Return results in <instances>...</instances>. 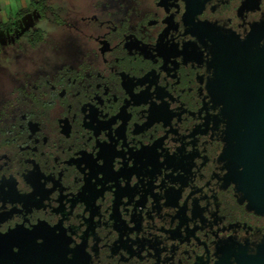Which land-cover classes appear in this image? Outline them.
I'll use <instances>...</instances> for the list:
<instances>
[{"label": "flooded vegetation", "instance_id": "flooded-vegetation-1", "mask_svg": "<svg viewBox=\"0 0 264 264\" xmlns=\"http://www.w3.org/2000/svg\"><path fill=\"white\" fill-rule=\"evenodd\" d=\"M71 2L55 49L0 65V232L30 236L12 256L240 264L264 251V0Z\"/></svg>", "mask_w": 264, "mask_h": 264}, {"label": "trees", "instance_id": "trees-1", "mask_svg": "<svg viewBox=\"0 0 264 264\" xmlns=\"http://www.w3.org/2000/svg\"><path fill=\"white\" fill-rule=\"evenodd\" d=\"M60 13L61 5H55L52 0H31L28 7L21 8L8 21H0V29L12 36L10 41L0 43V65L7 66L9 64L5 53H7V48L12 45L15 47L16 53L23 52L26 46L35 47L43 42H48L47 44L49 45L52 39L48 38V30L45 28L44 23L49 20L51 15V21L57 25L58 21H60ZM28 14L35 15L32 25L24 27L17 34V21L19 22L20 19H23Z\"/></svg>", "mask_w": 264, "mask_h": 264}, {"label": "rangeland", "instance_id": "rangeland-1", "mask_svg": "<svg viewBox=\"0 0 264 264\" xmlns=\"http://www.w3.org/2000/svg\"><path fill=\"white\" fill-rule=\"evenodd\" d=\"M73 1V0H72ZM52 2L56 5H63L66 7L67 6L70 8L71 5V0H52ZM76 2H79L80 4L83 2H89V0H75V4ZM67 7V9H68ZM35 15H26L23 17V19H20L19 22L17 21V28H16V33L19 34V32L26 26L32 25V21L34 19ZM52 17L51 15L49 16V20L46 21V23H44L45 28L48 30V38H51L52 40L50 41V44L48 45V42H43L42 44L38 45V47L41 48H45V46H52L53 49L56 48L57 45V40H56V36L60 33V29L56 26V24H54V22L51 21ZM12 39V36L8 35L6 32L2 31L0 29V43H5L7 41H10ZM61 42V41H60ZM62 45V43H61ZM29 47L26 46L25 50L23 52H20L18 54H24L27 49ZM7 53H5L7 59L9 60V62L14 61V55L16 52L15 47L10 46L7 48ZM3 58H5V56H3ZM1 68V66H0ZM26 238H30L29 235L23 234L22 231H20L18 228L13 230H9L8 232H0V264H26V260L25 259H20V257H18L17 255L12 256V252L11 250H8V248L6 247V245L11 246L12 243L14 241H16V243H21L23 244V242H25L24 240Z\"/></svg>", "mask_w": 264, "mask_h": 264}, {"label": "water", "instance_id": "water-1", "mask_svg": "<svg viewBox=\"0 0 264 264\" xmlns=\"http://www.w3.org/2000/svg\"><path fill=\"white\" fill-rule=\"evenodd\" d=\"M239 86L245 88L247 87V85H243L241 82H239ZM253 107L254 110H256L255 117H257L256 123L258 124L259 127V140L261 142H264V100L255 101ZM240 264H264V251L259 252L258 254L248 258L247 260L241 262Z\"/></svg>", "mask_w": 264, "mask_h": 264}, {"label": "crops", "instance_id": "crops-1", "mask_svg": "<svg viewBox=\"0 0 264 264\" xmlns=\"http://www.w3.org/2000/svg\"><path fill=\"white\" fill-rule=\"evenodd\" d=\"M31 0H0V21L6 22L21 8L29 6Z\"/></svg>", "mask_w": 264, "mask_h": 264}]
</instances>
